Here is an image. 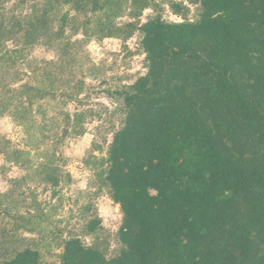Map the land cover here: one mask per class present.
Returning <instances> with one entry per match:
<instances>
[{
    "label": "trees",
    "instance_id": "trees-1",
    "mask_svg": "<svg viewBox=\"0 0 264 264\" xmlns=\"http://www.w3.org/2000/svg\"><path fill=\"white\" fill-rule=\"evenodd\" d=\"M66 1L101 13L99 38L138 31L148 67L124 95L103 179L122 213L120 248L107 258L69 237L62 263L264 264V0H188L197 19L172 23H141L156 0H131L133 21L121 26L122 0H43L24 17L0 15V47L16 34L29 45L63 41L51 30ZM100 225L89 219L83 232ZM5 254L0 264H40L35 248Z\"/></svg>",
    "mask_w": 264,
    "mask_h": 264
},
{
    "label": "rangeland",
    "instance_id": "rangeland-1",
    "mask_svg": "<svg viewBox=\"0 0 264 264\" xmlns=\"http://www.w3.org/2000/svg\"><path fill=\"white\" fill-rule=\"evenodd\" d=\"M169 1L156 0L140 22L197 19L198 6L172 0L186 7L174 14ZM42 3L0 0V15L21 18ZM130 3L122 0L117 25L133 21ZM100 16L66 1L51 30L63 41L29 45L16 34L0 47V257L30 247L39 251L40 264H63V243L73 236L107 258L120 248L122 213L103 179L109 145L127 111L124 95L147 73L148 60L138 31L118 38L93 34ZM93 218L101 219L100 228L86 235L84 225Z\"/></svg>",
    "mask_w": 264,
    "mask_h": 264
}]
</instances>
